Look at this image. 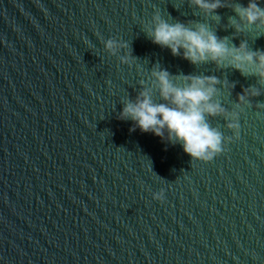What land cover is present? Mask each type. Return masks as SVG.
I'll return each mask as SVG.
<instances>
[{
  "label": "water",
  "instance_id": "1",
  "mask_svg": "<svg viewBox=\"0 0 264 264\" xmlns=\"http://www.w3.org/2000/svg\"><path fill=\"white\" fill-rule=\"evenodd\" d=\"M221 3L213 18L189 0H0V264H264V85L147 35L158 15L264 50V30L229 23L248 0ZM157 66L218 77L239 139L209 117L225 150L205 162L130 131L123 101L141 82L159 101Z\"/></svg>",
  "mask_w": 264,
  "mask_h": 264
},
{
  "label": "clouds",
  "instance_id": "2",
  "mask_svg": "<svg viewBox=\"0 0 264 264\" xmlns=\"http://www.w3.org/2000/svg\"><path fill=\"white\" fill-rule=\"evenodd\" d=\"M189 2L213 18H218L216 9L224 7L221 0ZM232 10L239 18L237 22L229 17L235 32L242 30V24L264 30V7H260L256 0H248L246 5L235 4ZM189 23L191 26L179 21L169 23L157 15L153 17V25L147 35L153 43L168 48L173 56L182 55L193 65L210 61L217 67H231L242 76H254L257 83L264 85V50H252L244 40L238 45L230 44L227 37H218L205 23ZM116 44L112 39L104 42L105 48L113 54ZM151 76L159 101L153 99V88L144 87L142 82L135 99L123 101L118 118L133 122L130 131L139 128L141 132H150L162 141L173 145L178 143L192 160L205 162L225 150L224 135L209 123V117L224 116L225 126L234 131L235 139H239V114L227 112L214 99L218 91L216 85L220 83L218 77L191 74L173 77L158 66L152 69ZM259 95V91L249 85L237 94L236 107L239 108L246 97ZM257 106H260L259 102ZM154 197L156 200L164 198L159 192Z\"/></svg>",
  "mask_w": 264,
  "mask_h": 264
}]
</instances>
